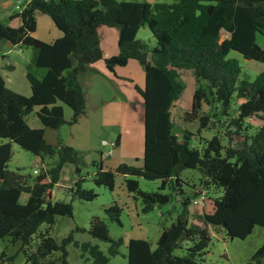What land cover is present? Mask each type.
I'll return each mask as SVG.
<instances>
[{
  "label": "trees",
  "instance_id": "obj_1",
  "mask_svg": "<svg viewBox=\"0 0 264 264\" xmlns=\"http://www.w3.org/2000/svg\"><path fill=\"white\" fill-rule=\"evenodd\" d=\"M39 13L51 18L60 37L46 42L33 35ZM14 18L19 25L0 20V41L32 48L31 65L46 70L38 78L32 66H26L29 96L7 87L0 73V240L20 242L27 263L69 264L66 245L74 243L92 264H110L123 243L122 238L110 237L106 222L97 216L90 219L87 231L109 243L107 254L97 244L75 241L73 233L85 230L78 226L61 242L51 236L55 216L72 215L71 202L52 200L65 163L74 164L77 174L69 188L73 198L92 201L97 193L82 187L85 177L80 175L79 152L61 138L55 144L47 142L43 127H30L25 120L37 106L36 115L45 127L77 123L86 110L78 75L99 60L111 73L130 60L143 67L144 85L134 86L144 107L143 160L141 165L121 162L114 168L93 161L92 181L112 190L116 175H122L126 191L140 200L144 213L173 199L180 204L154 248L147 239L128 240L127 264H200L212 230L221 228L228 237L244 239L256 225L264 228V68L257 63L264 65V47L256 43L257 34L264 35V0H28L9 20ZM100 25L117 28L115 55H103ZM143 26L148 27L154 45L137 37ZM222 28L228 37L220 40ZM230 50L251 60L246 69L256 73L252 81L240 78L238 60L226 57ZM179 69L191 70L195 78L191 109L184 112L183 121L197 122L200 133L215 127L211 118H217L226 128L227 144L215 134L197 148L190 145L192 133L185 130L182 138L173 133L171 105L184 89ZM205 104L214 107L211 115L203 113ZM65 106L71 110L68 118ZM13 144L39 157L37 173L8 169ZM45 156H56L57 163L44 168ZM184 169L197 170L198 182L184 180ZM139 177L159 180L158 190H141ZM202 191L212 205L210 211L193 205V199L203 198ZM104 213L121 225L122 207L117 202L105 206ZM43 224L46 229L40 231L39 243L31 251L32 235ZM177 249L180 255L175 254ZM56 251L59 257L51 258ZM245 264H264V243Z\"/></svg>",
  "mask_w": 264,
  "mask_h": 264
},
{
  "label": "rangeland",
  "instance_id": "obj_2",
  "mask_svg": "<svg viewBox=\"0 0 264 264\" xmlns=\"http://www.w3.org/2000/svg\"><path fill=\"white\" fill-rule=\"evenodd\" d=\"M25 1L28 0H0V20L8 23L9 25H19L20 22L18 19L9 20V17L18 13L20 9L17 8L16 5H23ZM37 16L44 17L48 20V22L54 24L48 15L40 13ZM109 29L115 30L114 33L117 30L115 27L105 25H100L97 28L99 36H101L104 40V43L110 38V33L107 31ZM33 35L35 37L37 36V38L39 37V39H49L48 27L46 24L41 23L39 20V26ZM59 35L61 36V32ZM137 37L143 39L151 46L155 44L154 38L147 26H143L139 29ZM226 37H228V33L221 31L220 40H223ZM256 43L260 47H264V35L257 34ZM33 54L34 50L30 47L19 49L18 47L11 45L6 40L0 41V59L2 60L0 73L5 79L7 77L6 74L8 75L10 73L7 79L8 81L5 82L7 87L14 89V91L22 92L23 84L29 86L25 77V71L26 66L31 65ZM2 55H5V57L2 58ZM226 57L238 60L241 67L240 78H248L251 81L255 78L256 73L246 69L247 63L251 62V60H245L241 54L234 50H230ZM10 61L13 62V69H10L9 65L6 64ZM97 62L101 63L103 60H99ZM136 62L138 65L140 64L138 61ZM257 63L261 64L262 68H264L262 63ZM30 70L38 78H41L42 74L46 71L45 68L35 66H32ZM127 71L131 72L135 80L141 81V74H143V72L141 70L139 71L137 67L131 65ZM178 73L179 80L183 83L184 89L180 98L174 101L171 105V118L174 123L173 133L178 135L180 138H182L185 130L192 133L190 137V145L197 148L202 147L203 140L210 139L215 134L221 138V142L223 144H227V137L225 136L226 128L222 126L221 121L217 118H211V120H215L216 122L215 127L204 129L200 133L197 132V122L187 123L183 121L182 118L184 112L191 109L192 96L195 90V78L193 72L188 69H179ZM111 75L114 77L115 73H111ZM89 77H87L85 73H80L78 75L79 83L81 84L83 92H85L88 97L89 104L86 108L87 115L79 118L77 124L75 123L73 126L64 124L57 129L45 127L41 124L36 115L39 109L37 106L25 116V120L30 127H43L44 138L51 144H55L58 138L64 139L65 142H73L74 148L79 152L81 158L79 163L81 168L80 175L85 177L84 182H82V187L93 189L97 193V197L92 201L73 198L69 188L74 186V182L77 180V174L74 171V164L65 163L61 170L60 178L53 187L52 200L71 202L73 208L72 215H56L55 223L49 230L51 236L57 242H61L64 237H66L76 226H78L84 228L85 230L75 231L73 233L75 241H88L92 244H97L99 248L107 254L109 243L92 237L87 231L90 219L97 216L106 222L109 229V235L112 239H123V243L118 248V254L110 258V264H127L128 240L131 238L147 239L154 248L162 228L169 226L179 213L180 204L178 200L173 199L167 204L160 207H154L151 211L144 213L141 211L140 200H135L126 191L123 185L122 175H116L112 190H108L103 186H96L94 184L92 181V175L94 174L96 167L92 164V162H100L102 160V152L103 155H107L106 152L108 150H114L115 152L112 156L104 159L105 168H112L119 163L116 161L119 157L118 155L122 153L121 150L124 151V156L121 155L124 163L136 165L142 164L143 140L140 143V147L137 140L129 142L127 140L130 137V134H128L127 131H129V128L134 125H127L126 123V125L123 126L122 132L126 142L124 148L119 151L118 147H114L112 144H114L117 134L120 133V127L123 123H125L127 114L132 112L133 108L140 114H143V111L141 110L142 106L140 107V110H138L139 105L136 103H130L132 101H130V97L128 95L125 97L119 92H116L109 79L93 75L91 77H95L93 79L95 81H93L92 86H88L85 79L88 80ZM135 85L136 84H131V87L134 92L139 95L137 90L134 88ZM143 85L139 87H143ZM123 87L126 89L129 88V85L123 83ZM234 105L235 104L233 103L232 107H234ZM64 108L65 117H70V108L66 106ZM213 112V106L204 105V114L209 113V115H211ZM134 119L139 121L137 114L134 116ZM73 136H76L75 140H73ZM232 137L234 140L239 139V136L236 135H232ZM102 139L108 142L107 146L103 147L101 145ZM131 142L134 143V145H131ZM12 150V157L7 163L8 169L21 173L34 174L33 170L40 167L41 160L33 153L22 149L17 144H13ZM133 151H138V161H135V159L132 158ZM56 163V156H45L42 166L44 168H49ZM35 164L38 166H35ZM181 176L187 182L192 183L193 181L198 182L200 173L197 170L184 169ZM137 179L141 190L149 192L158 190L160 184L159 180H147L142 177ZM184 188L187 193H191L190 187L184 185ZM218 194L220 193L214 195L217 196ZM206 196L207 195L204 194L203 198H198V203L196 204V208L198 210H201V208H204L206 211L211 210L212 205L210 201L206 199ZM21 201H23V199H21ZM113 201L117 202L122 207V213L120 216L121 225L116 222L109 221L104 213V207ZM45 229L46 225L43 224L40 226L39 230L32 235L30 244L31 251H35L40 240L38 234L40 231L42 232ZM262 243H264V228L259 225H256L252 232L244 239L228 237L221 228L214 229L211 231V242L207 248V253L200 264H245L251 259L255 250ZM66 250V259L69 264H92L90 259H87L86 256H82L81 248L74 245V243L67 244ZM2 251H4V256L1 255ZM175 254L180 255L181 251L177 249L175 250ZM59 255L60 251H56L51 255V258L57 259ZM10 257L12 258L10 259ZM0 264H29L25 260L20 242L9 243L7 240H0Z\"/></svg>",
  "mask_w": 264,
  "mask_h": 264
},
{
  "label": "crops",
  "instance_id": "obj_3",
  "mask_svg": "<svg viewBox=\"0 0 264 264\" xmlns=\"http://www.w3.org/2000/svg\"><path fill=\"white\" fill-rule=\"evenodd\" d=\"M41 14H43V13H41ZM14 19H17V18H14ZM39 20H40L41 23L46 24V26L48 27V38L49 39H41V40L46 41V42H50V41L60 37L59 34H60L61 31L59 29H57L54 24H52L51 22H48V20H46V18H44V17L37 16V27L39 26ZM37 27H36V29H37ZM107 31H109V33H110V38L105 43H104V40L101 38V36H99V38H100V46H101V48L103 50V55L105 57H109V56L115 55L117 53L118 31L116 30L115 33H114L115 30H112V29H109ZM3 57H5V55H2V58ZM1 63H2V60L0 59V65H1ZM6 64L9 65L10 69L14 68V65H13L12 61H10L9 63H6ZM131 65L137 67L139 69V71L141 70L143 72V74H144V70H142L143 67L139 66L140 64L138 65L135 60H130L125 66L116 67L115 68V76L114 77L111 75V72H109L105 68V65L103 64V62H101V63L100 62H96V63H93V64L89 65L88 69L84 72L87 77L90 76L88 78V80L85 79V82H86V84L88 86H92L93 85V81H95V80H93L95 77H91V76L98 75V77H100V78L105 77L106 79H109L111 81V85L114 87L116 92H119L120 94L124 95L125 97L128 95L130 97V101H132L130 103H132V104L136 103L137 105H139L138 110H140V107L142 106L141 110L143 111V114H140L138 111L136 112L135 109L133 108L132 112H129L127 114L125 123H123L121 125L120 133L117 134V137L119 136L118 137V141H117V137H116V139L114 141V144H112L114 147L115 146L118 147L119 151H120V149L124 148V146L126 144L125 138H124L123 132H122L123 131V126L126 125V123H127V125H129V124L130 125H134V126H131L129 128V131H127L128 134H130V137L127 139L128 142L137 140L138 141V145L140 147V143L143 140V132H144V107H143V102H142V99L140 98V96L137 95L134 92V90L131 87V84H136L138 86H142L144 84V76H143V74H141V76H142L141 81L140 80H135L133 75L131 74V72L127 71V69ZM44 73L42 74V76L44 75ZM9 75H10V73L8 75L6 74V76H7L6 79H5L6 82L8 81L7 79H8ZM100 80H102V79H100ZM123 83L124 84H128L129 88L125 89V87H123ZM22 87H23V91L19 92V93H21L23 95H26V96H29L30 93H31L30 87L26 86L25 84H23ZM12 90H14V89H12ZM84 95H85L86 108H87V106L89 104V100H88V97L85 94V92H84ZM141 103H142V105H141ZM136 114L138 115V119H139L140 122L138 120L134 119V116ZM85 115H87V110H85V113L82 114L79 118L84 117ZM73 125H75V124H73ZM75 138H76V136H73V140H75ZM62 140L64 141V139H62ZM102 140H104V139H102ZM65 143H67V144H69V145L74 147V144H73L72 141H66ZM130 144L134 145V143H132V142ZM101 145H102V143H101ZM102 146L105 147L104 145H102ZM107 152H106V154H107ZM121 152L122 153H120L118 155L119 157H118L116 162H119V163L123 162V157L121 155L124 156V151L121 150ZM113 154H115L114 150L113 151L111 150V154H107V155H103V152H102V158H101L102 160H101V162L103 164V167H105L104 166L105 165L104 159L106 157L112 156ZM132 158L135 159V161L137 160L136 158H139L138 151H133ZM35 166H38V165L35 164ZM114 167H112V168H114ZM193 209H194V207H193Z\"/></svg>",
  "mask_w": 264,
  "mask_h": 264
},
{
  "label": "built area",
  "instance_id": "obj_4",
  "mask_svg": "<svg viewBox=\"0 0 264 264\" xmlns=\"http://www.w3.org/2000/svg\"><path fill=\"white\" fill-rule=\"evenodd\" d=\"M16 7L19 8V9H21V8H22V5L17 4ZM101 143H102V145H104V146H107V145H108V142L105 141V140H102ZM107 154H111V150H109V151L107 152ZM33 172H34V173H37V172H38V169L35 168V169L33 170ZM205 193H206L205 191H202V196H203ZM201 198H202V197H201ZM192 202H193V205H196V204L198 203V198L193 199Z\"/></svg>",
  "mask_w": 264,
  "mask_h": 264
},
{
  "label": "water",
  "instance_id": "obj_5",
  "mask_svg": "<svg viewBox=\"0 0 264 264\" xmlns=\"http://www.w3.org/2000/svg\"><path fill=\"white\" fill-rule=\"evenodd\" d=\"M221 31L227 33V31H226L224 28H222V29L220 30V32H221ZM189 209H190L191 212H193V210H194V209H193V205H190V206H189Z\"/></svg>",
  "mask_w": 264,
  "mask_h": 264
}]
</instances>
